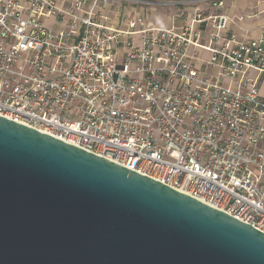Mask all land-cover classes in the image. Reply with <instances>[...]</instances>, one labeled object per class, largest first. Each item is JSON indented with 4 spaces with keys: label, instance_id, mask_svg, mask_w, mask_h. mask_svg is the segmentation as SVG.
Returning a JSON list of instances; mask_svg holds the SVG:
<instances>
[{
    "label": "built area",
    "instance_id": "1",
    "mask_svg": "<svg viewBox=\"0 0 264 264\" xmlns=\"http://www.w3.org/2000/svg\"><path fill=\"white\" fill-rule=\"evenodd\" d=\"M56 1L0 0V116L264 234V26L225 35L223 0H196L210 14L193 6L179 29H116L95 12L108 0Z\"/></svg>",
    "mask_w": 264,
    "mask_h": 264
},
{
    "label": "water",
    "instance_id": "2",
    "mask_svg": "<svg viewBox=\"0 0 264 264\" xmlns=\"http://www.w3.org/2000/svg\"><path fill=\"white\" fill-rule=\"evenodd\" d=\"M0 264H264V234L0 116Z\"/></svg>",
    "mask_w": 264,
    "mask_h": 264
},
{
    "label": "crops",
    "instance_id": "3",
    "mask_svg": "<svg viewBox=\"0 0 264 264\" xmlns=\"http://www.w3.org/2000/svg\"><path fill=\"white\" fill-rule=\"evenodd\" d=\"M25 6V0H15ZM222 13L233 18L228 24L225 35L234 34L239 39L255 40L259 37L264 26V0H223ZM59 8L68 9L71 0H57ZM198 6L204 14H210L211 5L196 0H108L99 4L95 10L101 21L107 22L116 29H124L128 20L142 18L146 27L179 29L189 23L192 16V7ZM243 17L242 21H237ZM44 25L54 30H61L63 26L55 23L53 16L43 20ZM210 29L206 31L203 39L208 38ZM199 56L208 58V54L200 51ZM226 83V82H225ZM264 92V88H262Z\"/></svg>",
    "mask_w": 264,
    "mask_h": 264
}]
</instances>
